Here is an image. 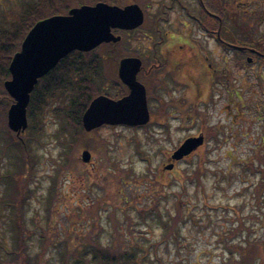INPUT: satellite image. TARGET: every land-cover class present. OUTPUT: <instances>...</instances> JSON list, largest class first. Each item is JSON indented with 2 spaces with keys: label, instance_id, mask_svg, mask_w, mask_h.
Wrapping results in <instances>:
<instances>
[{
  "label": "rangeland",
  "instance_id": "rangeland-1",
  "mask_svg": "<svg viewBox=\"0 0 264 264\" xmlns=\"http://www.w3.org/2000/svg\"><path fill=\"white\" fill-rule=\"evenodd\" d=\"M79 1L80 4H75V6L93 0ZM227 1L231 3V0H225V2ZM12 7L10 0H0V13L4 9ZM137 35V30L124 34L126 38L123 43L125 50L137 51ZM128 44L130 46L126 48L125 46ZM108 48V44L102 43L86 52L103 55L108 53ZM116 61L117 59L113 56H109L101 64L102 69L112 67L111 78L116 68V66L114 67ZM223 79L224 85L222 89L219 87V97L215 95L216 92L211 94L209 91L210 76L206 78V83H203L201 87L207 94L213 95V105L208 104L206 107H202L200 104H195L193 106V122L195 124H192L194 129L203 128L205 130L206 141L196 152L180 161H173L174 165L170 170L163 169V166L171 161L164 152L173 151L184 136V133L175 126L176 122L170 123V129H163L164 131L159 127H151V125L145 129L105 124L88 131L89 134L85 135L84 143L90 141L92 148H84L86 144L79 145L78 141V145L72 152L73 161L67 166L73 167V170L81 168L90 173V179L94 180L92 183L107 175L106 164H113L117 168L127 167L132 174L120 181L112 178L111 193L108 188L106 192H103L96 183V186L87 190L81 186L78 177L71 176L70 179L69 174L67 177H63L62 181L61 179L57 180V185L61 184V190L65 195L67 194V197L63 200L56 197L55 201L53 200L55 205L47 209L48 212H53L50 218L53 221L49 224L42 218L46 210L41 200L46 195V188L52 184L51 177L56 176L55 170L60 163L59 155L63 146L60 145L61 134L56 131L58 123L52 121L53 118L47 114L45 122H43L44 134L41 137V144H31L37 155V163L33 172L35 175L30 180L32 182L34 177V183L29 182L28 184L34 192L25 201V205H22L24 216L29 220L27 226L32 228L33 222H40L42 228H45L46 225H53L54 231L51 235L56 233L57 237L55 235L50 237L55 244L58 240H63L66 230L70 228L72 230L70 220L78 216V207L85 210L91 208L94 211L96 202H102L105 200L104 198H107L106 205L109 202L114 204L112 206L113 213L109 216V206L106 210H102L100 207L98 210L95 209L93 216L92 212L91 215L89 214L92 217L86 219L90 220L91 218L94 225L95 223L98 225L95 231L97 230L101 243H110L115 236V230L121 224V226H128L132 232L131 235H139L138 239H141L144 244L146 243L145 239L156 242L157 251L164 264H230L228 261L230 247L234 244H244L243 236L246 232L242 229L236 234L233 232L234 235L231 236L232 228L238 225L237 214L242 219L243 225L249 228L250 239L262 242L255 249L257 255L252 264H264V199L257 205L253 195L254 187L261 178L257 171L242 169L244 162L254 156L255 152L259 154L263 152L264 75L224 76ZM109 89H111L110 86H108ZM212 90L214 91V88ZM235 90L239 95L238 98L235 97ZM187 94L191 100L198 103L201 101L196 97L197 92L192 88ZM211 127L214 130L210 133ZM216 132H218L217 136ZM23 134L24 132L21 137ZM137 144L143 150L147 160H143L137 155L135 151ZM82 150H87L90 153L88 163H83L80 160ZM8 163L7 158L3 156L0 161V174L6 172ZM198 164L202 166L198 172L196 171V175L193 171ZM253 164L256 165L255 159H253ZM158 169L160 174L157 190L161 189L163 193L158 201L159 211L164 216L162 217L163 221L167 220L170 229H175L177 226L179 229L165 239H162L160 224L153 220L145 223L140 220L136 212L137 207H145L149 203L147 193L156 190V186H150L152 178L147 174L146 179L140 180L141 175L148 173V170L156 174ZM136 175L137 178H135ZM115 181L119 184L121 198L119 201H112L114 192L118 193ZM182 181L184 182L183 188L180 183ZM3 190L5 191L3 183H0V199H2ZM155 193L157 192L152 194ZM176 194L179 195L181 202L179 207L176 206ZM56 201L57 208L55 209ZM166 213H168L167 217ZM177 216L178 223L175 226L174 220L171 223V219H175ZM88 226L87 221H84L82 228L86 229ZM175 235L176 238L173 237ZM32 237L28 241V257L31 260L41 257L43 263L56 264L58 250L48 245L46 252L40 254L38 233ZM0 241H8L5 211L1 207ZM232 255L237 257L235 252Z\"/></svg>",
  "mask_w": 264,
  "mask_h": 264
},
{
  "label": "trees",
  "instance_id": "trees-1",
  "mask_svg": "<svg viewBox=\"0 0 264 264\" xmlns=\"http://www.w3.org/2000/svg\"><path fill=\"white\" fill-rule=\"evenodd\" d=\"M10 2L13 7L6 8L0 13V161L5 156L7 162H9L6 172L0 174V183H3L5 189L2 192V199H0V207L5 211L8 229V241H0V264H46L41 262V257L33 258V260L28 257V241L36 233H38L40 254L46 252L48 245L58 250L56 264H164L161 255L157 251V243L148 241L144 236L146 240L144 244L141 239H138L139 235H131L132 232L128 226H121L120 224V227L115 230V236L110 243L104 244L99 241L98 232L95 231L98 225L95 223V226L91 218L90 220L86 219L92 217L95 209L98 210L100 207L102 210L110 207V216L113 213L112 206L114 204L112 205L109 202L106 205L107 198H104L105 200L102 202L97 201L94 211L91 208L85 210L78 207V216L70 220L72 230L71 228L66 230L63 240H58L55 244L51 240V237L56 234L51 235L54 231L53 225H46L45 228H42L40 222H33L32 228L27 226L29 220L24 216L22 205H25V201L34 192L28 184L32 179L31 177L35 175L33 172L37 163V155L31 144H41V137L44 134L43 122H45L47 114H50L53 118L52 121L58 123L56 131L61 134L60 145L63 146L59 155L60 163L55 170L56 176L51 177L52 184L46 188V195L41 200L46 210L42 218L45 222L47 221V224L53 221V219H50L53 212L47 210L55 205L53 200L55 201L56 197L57 199L62 198V200L67 197V194L65 195L61 190V184L57 185V180L61 179L62 181L63 177H67V174H69L70 179L71 176L78 177L81 186L87 190L97 185L100 190L106 192L107 188L110 191L112 187V178L120 181L132 172L127 167L117 168L113 164H106L107 175H102L103 177L98 179L95 185V183H92L94 180L90 179V173L81 168L73 170V167L67 166L73 161L72 152L78 144H86L84 148H92L90 141L84 143L86 140L85 135L89 133L85 132L81 126L83 110L89 100L101 92L100 83L95 79L99 84L95 81H92V83L89 80V78H93L90 70L92 69L94 74H99V70H102L101 64H103V61L92 52L72 51L68 53L59 59L51 70L37 80L30 92L26 106L27 127L24 130L25 135L23 134L22 137L21 135L17 136L7 127L6 110L11 103V98L3 87V81L9 78L8 64L12 55L19 50L26 32L37 20L55 13H63L69 7L80 4L79 0H10ZM88 2L91 3L92 1ZM135 151L141 159H146L139 144H137ZM253 159L256 160V165L253 164ZM201 166V164H198L193 173L197 175ZM242 169L257 171L260 174L261 179L257 181L253 191L256 203L259 205V201L264 199V147L262 154L255 152L254 156L249 157L244 162ZM147 174L152 178L150 186H156V190H152V193L157 192L155 193L157 196L147 193L149 203L145 207H137L136 212L141 221L148 223L149 220H153L160 224L162 227L161 236L162 239H165L173 234L172 232L175 233L179 230L177 226L178 216L171 219V223L174 220L177 227L170 229L167 220L163 221L162 217L164 216L158 208V201L163 195L161 189L157 190L159 169L156 174L148 170V173L142 174L141 179L138 176V179H146ZM135 178H137V175ZM30 183H34V177ZM180 183H182L181 188H183L184 182ZM115 186L118 193L114 192L112 201H119L121 199L119 196L120 190L116 181ZM176 196V206L179 207L181 205L180 198L178 194ZM91 212L92 216H90ZM165 216L167 217L168 213ZM236 218L238 225L232 228L231 236L234 235L233 232L236 234L242 229L246 230L243 236L244 244H234L230 247L228 261L230 264H252L257 255L255 249L262 242L251 240L249 228L243 225L239 215L236 214ZM84 221L89 224L86 229L82 228ZM173 237L176 238V235ZM234 252L237 257H233Z\"/></svg>",
  "mask_w": 264,
  "mask_h": 264
},
{
  "label": "flooded vegetation",
  "instance_id": "flooded-vegetation-1",
  "mask_svg": "<svg viewBox=\"0 0 264 264\" xmlns=\"http://www.w3.org/2000/svg\"><path fill=\"white\" fill-rule=\"evenodd\" d=\"M98 1L119 7L136 4L141 12L137 27L111 28L113 35L120 39L106 42L108 53H95L104 62L109 56L117 59L112 78L111 66L100 69L99 74L92 73L91 69L93 78H89L100 83L101 92L96 95L121 98L129 89L119 78V60L139 59L135 80L144 89L149 118L136 128L146 129L151 125L167 130L170 123L176 122L175 126L184 133L182 140L202 134L203 144L205 130L194 129L193 106L214 104L213 95L201 88L206 78L211 77L210 93L216 92L219 97L224 76L264 75V0H231V3L225 0H94L85 4ZM133 30L138 31L137 51L129 52L123 46L124 34ZM191 88L201 99L199 103L187 94ZM234 94L239 97L236 90ZM213 130L211 127L210 133ZM171 152L164 154L169 156Z\"/></svg>",
  "mask_w": 264,
  "mask_h": 264
},
{
  "label": "water",
  "instance_id": "water-1",
  "mask_svg": "<svg viewBox=\"0 0 264 264\" xmlns=\"http://www.w3.org/2000/svg\"><path fill=\"white\" fill-rule=\"evenodd\" d=\"M141 23V12L136 4L123 7L97 2L93 5L71 7L63 15H52L37 20L23 37L19 50L8 64L9 78L3 87L12 102L6 110V125L16 135L27 126L26 106L37 80L46 74L67 53L89 51L105 42H116L111 28L133 29ZM139 59L124 57L118 63V75L127 85L128 93L118 99L99 94L93 97L81 115V126L88 132L102 124L143 125L149 115L143 87L135 80ZM203 136L185 138L171 153L172 160L189 155L200 144ZM80 160L90 161V153L82 150ZM169 162L163 169L170 170Z\"/></svg>",
  "mask_w": 264,
  "mask_h": 264
}]
</instances>
